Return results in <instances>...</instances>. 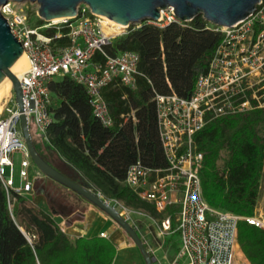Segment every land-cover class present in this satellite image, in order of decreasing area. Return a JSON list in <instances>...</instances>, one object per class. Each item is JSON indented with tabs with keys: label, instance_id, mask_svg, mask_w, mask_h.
I'll use <instances>...</instances> for the list:
<instances>
[{
	"label": "trees",
	"instance_id": "obj_1",
	"mask_svg": "<svg viewBox=\"0 0 264 264\" xmlns=\"http://www.w3.org/2000/svg\"><path fill=\"white\" fill-rule=\"evenodd\" d=\"M42 24L37 21L38 26ZM213 29L201 16L161 26L145 21L105 47L110 56L124 52L138 56L134 88L113 82L102 90L112 121L109 127L93 116L82 85L67 76L51 81L52 122L46 131V142H41L56 157V164L40 155L29 127L41 159L106 200H118L151 218L170 217L174 230L176 206L158 213L124 181L128 169L137 162L150 169L166 168L154 97L172 93L183 99L191 96L221 39ZM54 32L48 30L45 34ZM62 32L66 34L67 30ZM55 43L64 47L68 42L63 38ZM95 60H101L98 54ZM193 139L197 151L203 154L200 180L207 204L237 216H253L264 166V109L211 121ZM13 199L10 211L0 183V264H112L114 243L101 238L71 241L24 196L13 195ZM21 222L26 223L27 233L36 237L31 244L18 229ZM237 244L251 264H264L263 230L238 222Z\"/></svg>",
	"mask_w": 264,
	"mask_h": 264
},
{
	"label": "built area",
	"instance_id": "obj_2",
	"mask_svg": "<svg viewBox=\"0 0 264 264\" xmlns=\"http://www.w3.org/2000/svg\"><path fill=\"white\" fill-rule=\"evenodd\" d=\"M20 4L8 2L0 7V15L27 59V70L18 79L23 113L13 95L6 98L4 113H0V183L10 211L13 195L24 196L32 190L29 169L33 164L20 129L21 115L46 142V131L52 122L49 83L67 76L82 85L93 116L109 127L112 121L102 90L113 82L134 88L138 74L137 54L124 52L110 56L104 50L127 35L131 27L119 26L84 5L78 6L75 19H58L36 26L29 24L27 11ZM32 4L37 15L38 5ZM160 15L159 23H150L161 26L164 20L165 24L177 20L172 9ZM64 29L66 34L62 32ZM48 30L55 32L46 35ZM213 31L220 34V42L206 72L198 76L191 96L183 99L172 93L154 97L166 168L150 169L137 162L128 169L124 181L141 200L153 204L158 213H163L167 207L178 208L174 230L170 217L162 218L159 225V237L175 234L179 240L178 250L168 264H235L238 222L264 231L261 215L241 217L207 204L200 180L203 154L197 151L193 139L211 121L264 109V0H259L254 12L245 20L231 27H214ZM63 38L67 45L57 47L55 42ZM97 54L100 61L95 60ZM15 153L23 155L17 174L18 186L14 183L12 156ZM6 169L8 177H5ZM95 193L129 224L133 216H145L142 211H134L118 200H106ZM18 229L28 243L35 240L34 235L27 233L26 223L21 222ZM100 237L106 236L100 234ZM143 246L154 264H162L153 256L154 251L145 247V243Z\"/></svg>",
	"mask_w": 264,
	"mask_h": 264
},
{
	"label": "water",
	"instance_id": "obj_3",
	"mask_svg": "<svg viewBox=\"0 0 264 264\" xmlns=\"http://www.w3.org/2000/svg\"><path fill=\"white\" fill-rule=\"evenodd\" d=\"M8 2L36 3L38 18L44 23L58 19H75L78 6L84 5L92 13L122 27H130L145 21L159 23L160 13L167 9H172L174 17L181 22H190L201 16L214 27H231L249 17L259 0H0V7ZM22 55L23 49L20 43L11 35L7 22L0 15V84L5 79L10 81L21 113H23L21 88L11 69ZM20 129L34 167L46 178L72 191L107 215L133 241L144 263L154 264L136 231L117 210L94 191L64 177L41 159L31 141L29 126L24 115H21Z\"/></svg>",
	"mask_w": 264,
	"mask_h": 264
},
{
	"label": "crops",
	"instance_id": "obj_4",
	"mask_svg": "<svg viewBox=\"0 0 264 264\" xmlns=\"http://www.w3.org/2000/svg\"><path fill=\"white\" fill-rule=\"evenodd\" d=\"M40 155L51 164H56L51 152L43 145L36 144ZM62 162L60 163V165ZM32 190L24 197L35 207L43 210L59 227L60 231L71 241L80 238H101L114 243L116 253L112 264H145L138 248L132 243L129 236L107 215L88 203L67 188L51 181L40 174L35 167L29 169ZM16 186L19 185V181ZM159 237V233H158ZM166 236L164 238H171ZM141 239V236L139 237ZM142 243L143 240L141 239ZM169 241L155 250L156 256L162 264H168L175 256L179 244ZM167 246L168 249L165 247ZM170 249H173L170 252ZM184 264V263H183Z\"/></svg>",
	"mask_w": 264,
	"mask_h": 264
},
{
	"label": "rangeland",
	"instance_id": "obj_5",
	"mask_svg": "<svg viewBox=\"0 0 264 264\" xmlns=\"http://www.w3.org/2000/svg\"><path fill=\"white\" fill-rule=\"evenodd\" d=\"M21 4L19 6L22 9H25L27 11L29 24H35L37 26V21H39V19L36 15L35 6L33 4L31 5V3H29V2L21 3ZM163 17H165V16H163ZM164 21L161 23V25L165 24ZM139 24L132 25L130 27H137V26H139ZM42 25H44V22ZM26 62L27 61H25V63ZM5 82H8L10 84V89H9L8 94L3 95V97L0 100V113L1 114L4 113V107H5L4 105L6 103L5 102L6 98L9 97L10 95L14 96V94L12 92V88H11L12 86H11L10 81L8 79H6ZM14 100H15V98H14ZM31 136H32L33 142L35 144H39V145L43 146L41 139L39 138V136L36 134V132L34 131V129L32 127H31ZM22 157H23V155L21 153H15L12 156L13 162L15 165V178H14L15 184L18 183L17 174H18L19 164H20ZM8 174H9L8 169H6L5 177H8ZM71 177L76 178L73 175H71ZM11 210H12V206H11ZM254 214L261 215L264 217V166H263L262 177H261V181H260V190H259V197L257 200V207H256V210L254 211ZM160 220H161L160 218L159 219L158 218H151L147 214H145V216H139V215L133 216V221H132V223H130L131 227L136 232H138V234L141 236V239L145 243V247L147 245L148 248H150L152 251H154V255H153L154 257L156 256L155 250L158 249L163 244V242L169 241L168 246H171L173 243H176V245L179 244V240H178L177 235H174L173 237H171L169 239L163 238V237H158ZM165 248L168 249L169 247L167 248V246H166ZM172 251H173V249H170V252H172ZM234 252H235V264H251L247 260L246 256L244 255V253L242 252V250L240 249L238 244H236Z\"/></svg>",
	"mask_w": 264,
	"mask_h": 264
},
{
	"label": "bare ground",
	"instance_id": "obj_6",
	"mask_svg": "<svg viewBox=\"0 0 264 264\" xmlns=\"http://www.w3.org/2000/svg\"><path fill=\"white\" fill-rule=\"evenodd\" d=\"M58 20H55L56 22ZM27 61L25 55H22L21 58L17 61V63L11 69L12 74L17 78L20 79L21 75L27 70ZM6 80V79H5ZM5 80L0 84V100L3 95H7L10 89V84L5 82Z\"/></svg>",
	"mask_w": 264,
	"mask_h": 264
}]
</instances>
